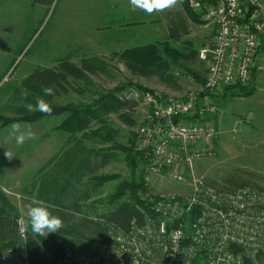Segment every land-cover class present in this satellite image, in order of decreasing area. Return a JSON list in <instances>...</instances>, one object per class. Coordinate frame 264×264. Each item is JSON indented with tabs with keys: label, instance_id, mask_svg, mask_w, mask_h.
<instances>
[{
	"label": "rangeland",
	"instance_id": "374dc122",
	"mask_svg": "<svg viewBox=\"0 0 264 264\" xmlns=\"http://www.w3.org/2000/svg\"><path fill=\"white\" fill-rule=\"evenodd\" d=\"M114 1L52 0L50 4H47L45 0L41 3L35 0H0V115L20 116L16 109L25 108L24 105L31 102L14 99L15 90L22 88L26 91L28 86L25 82L28 78L47 69L61 72L66 63L74 64L81 69L88 80L82 78V75L79 78L72 75L58 77V81L54 80V95L44 96L42 92L39 94L44 96L50 104L65 105L74 101L75 104L92 103L97 107L101 97L109 96L114 89L121 87V90L116 93V96L120 97L124 90L137 85L145 88L144 90L157 93L163 102L171 99H185L192 92L200 93L206 90L207 63L198 55L191 59L179 58L177 61L174 54L165 51L161 54L163 61L169 64L166 69H159L148 63L151 67L137 71L129 67L121 55L126 49L123 47L125 45H112L110 48L105 46L103 41L98 43V37L103 36L108 24L114 26L123 19L113 6ZM112 16L114 19L111 18ZM146 18L151 21L146 20L149 27L156 26L161 30L157 35L147 39L144 45L155 43L160 50L165 47L162 43L167 42L173 47L187 49V52L192 50L199 52V49L212 44L215 35V29L211 26L206 28L205 32L200 31L199 25L206 23L200 18L201 21L192 20L191 29L189 22L186 24L176 10L172 11V9L148 14L144 16V19ZM187 28L190 30L185 35ZM149 29L155 32V29ZM131 47L134 46L131 45ZM85 59L93 60L99 68L87 69ZM255 71V78L250 82L254 87V93L250 96H244L235 87H230L231 91L227 94L224 87L212 95L211 92L205 94L220 108L217 113L211 114L207 119V122L216 125L219 132L212 143V153L196 161L195 173L196 176H203L209 183L220 187L234 188L236 182L240 181L245 182L244 185L264 189V47L256 59ZM192 72L198 74L194 76L195 79ZM131 104H133L131 109L121 108L107 117V123L115 130V143H103L96 139L91 142L90 147L97 152L92 158L95 167L92 165L91 170L88 168L89 171L86 167L87 171L81 176L84 182L91 180V183L97 186L101 183V187L91 188V203L101 202L115 193L124 181L131 183L134 178L139 180L140 172L146 171L143 156L139 154L136 172H134L133 164L128 160L125 149L130 148L138 154L136 149L138 131L146 120L149 106L136 100H132ZM24 110L27 111L26 108ZM127 112L128 120L121 118L120 114ZM65 115L42 118L32 123L12 122L3 125L0 122V159L6 152V148L11 147L18 151L24 149L30 154L28 159L31 165L36 166L42 163L40 158L45 152L41 155V150L43 151L46 143L47 154L51 152L49 150L55 148V145L51 146L48 143H54L57 140L52 130H55L56 126L63 121ZM13 123L30 126L35 133V138L18 146L9 136L10 125ZM2 141L4 142L1 143ZM16 159L22 163L23 157L20 155ZM112 175L114 177L104 178ZM15 178H17L16 175L7 181L13 183ZM2 180L5 179L2 178ZM82 184L84 183L81 182ZM0 189L14 205L22 210L14 218L23 219L26 223V209L34 197L25 194L17 185L7 187L3 181ZM191 190L188 183L181 184L163 177H153L151 183L147 185V191L151 196L169 193L187 195ZM140 196L146 198L144 194ZM131 199L132 194L128 191L121 201L130 202ZM59 208L61 210L63 207ZM53 209L55 207L50 208V210ZM64 214L70 215L69 212ZM138 214L140 213L131 215L127 221L121 220L119 224L128 225L129 221ZM82 218L83 214L80 213L78 216L74 214L72 218L62 219V228H67L68 231L66 230L65 233L59 230L61 235L59 238L66 237L68 240L74 238L78 243L91 241L98 247L103 240V235L95 233L96 228L93 224L89 226L93 228V233H90L91 230L85 227ZM79 231L85 232V236H79ZM76 232H78L77 235ZM52 235L53 233L48 234L46 238L50 239ZM8 241V244L0 248L14 245L20 241V237ZM11 241L14 243L11 244ZM67 245L76 248L70 242H66L65 247ZM260 261L264 264V255L260 257Z\"/></svg>",
	"mask_w": 264,
	"mask_h": 264
},
{
	"label": "built area",
	"instance_id": "2783aa9c",
	"mask_svg": "<svg viewBox=\"0 0 264 264\" xmlns=\"http://www.w3.org/2000/svg\"><path fill=\"white\" fill-rule=\"evenodd\" d=\"M190 6L215 29L212 44L199 53L208 68L206 89L216 93L248 83L264 47V0H190ZM200 93L167 102L137 87L121 93L122 100L149 106L136 148L145 162L146 185L163 177L188 183L192 190L158 196L147 191V206L139 204L140 214L126 226L93 218L105 230L96 253L67 245L60 264H262L264 189L224 188L196 176V161L212 153L219 132L201 118L220 108ZM24 225L18 219L20 241L0 248V264H31L28 231L21 234Z\"/></svg>",
	"mask_w": 264,
	"mask_h": 264
},
{
	"label": "trees",
	"instance_id": "16d2710c",
	"mask_svg": "<svg viewBox=\"0 0 264 264\" xmlns=\"http://www.w3.org/2000/svg\"><path fill=\"white\" fill-rule=\"evenodd\" d=\"M35 1L37 3H41L44 0H35ZM45 1H47V4H50L52 2V0H45ZM181 1L188 15L195 21H201L199 19L200 16L197 13H195V11L191 8L189 0H181ZM162 45H165L164 49L162 50H160V48L157 47L155 43H149L140 46L138 45L131 48L129 47L126 48L121 53V55L123 59L126 61L127 65L131 67L133 70H137V71H139L141 68L151 67V65H148V63L154 65L159 69L162 68L166 69L167 65L169 64H167L166 61L165 62L163 61V57L161 54L165 51L166 53L167 51H170V53L174 54L175 57H177L176 59L177 61L179 58L191 59L198 55L197 50L194 51L192 50L191 52L190 51L187 52V49L183 50L181 48L173 47L167 42L162 43ZM262 49L263 47H261V49L259 50L258 55L260 54ZM84 63L86 65V68L89 70H94L96 68H99V66H97L91 59H85ZM192 73L194 74V76L198 75L195 72ZM255 73L256 71L254 66L252 71V78L248 83L225 86L224 87L226 90L225 94L230 92L232 87H235L238 88L239 93L243 94L244 96L252 95L254 93V87L250 84V82L254 80ZM68 75L77 76V78L81 77L80 75H82V78L88 80L87 75L81 69L76 67L74 64L71 65L69 63H66L65 65H63L61 72H56L54 70L47 69L45 70V72H38V75H35L32 78H28L25 82V84L28 86L27 90L24 91L22 88H18L17 90H15L14 99L15 98L17 100L24 99L25 102L29 101L31 103H35L36 97L40 96L39 94H41V92L43 93V88L45 86H51L54 89L55 88L54 82L58 81V77L64 78L65 76ZM137 87L145 89L140 85H137ZM119 90H121V87L114 89L109 96H105V97L102 96L101 99L99 100V106L97 107H93L89 104H83V103H79V104L67 103L65 105L51 104L53 109L51 115H47L41 112H28L24 110L25 108L19 107L16 110L20 113V116L6 117L0 115V122H2L3 125H7L12 122L32 123L39 121L42 118L58 117L67 114V117L64 118L63 121H61L56 126L55 130L63 129L65 131L72 132L73 134L76 132H82L86 130L84 135L88 136L92 140L96 139L99 142H103V143H110V142L115 143L114 141L115 130L112 129V127L107 123V119H108L107 117L109 116L110 113L117 112L121 108L123 109L126 107L127 109H131V107L133 106V104H131L132 100L131 101L122 100L120 97L116 96V93H118ZM26 92H27V96L24 95ZM205 94H209V91L207 89L200 93L201 96L203 95L206 96ZM128 114L129 113L127 112L120 114V116L121 118L128 120L126 119L129 118ZM197 116H199L198 113L194 117L196 118ZM208 116H210V114L204 116L201 119L203 121H207ZM92 122L93 124H91ZM95 125L97 127L93 130L92 127ZM77 146L79 147L80 145ZM118 147L123 148L119 145ZM125 151L127 153L128 160L130 161L131 164H133L132 167L134 172H136V167H137L136 161L138 162L137 156L139 155V152L138 154L137 153L135 154L130 148H126ZM144 175L145 172L141 171L139 175V180H136V178H134L131 183L129 181L122 182L115 193L104 198L103 200H101V202L99 201V203L105 205L107 203L106 207L109 206V209H106L105 212L98 214L97 217L99 218L104 217L111 221L120 223L121 220L127 221L128 217H131V215L133 214L139 213L138 211L139 204L146 207L147 204L145 200L143 199V197L140 196V194L146 195L147 193V185L145 182ZM112 177L114 176L112 175L104 178L108 179ZM244 184L245 182L244 183L240 181L236 182L234 188L241 187V185L245 186ZM128 191L132 194V199L130 200V202L123 200L121 201V199H123V197ZM80 210L83 211V208H81ZM50 211H52L54 215H58L59 217H61V219L72 218L74 215V213H71L69 210H60L55 208ZM66 211L69 212L70 215L67 216L66 214H64L67 213ZM15 216L16 214L7 215L0 212V242L3 243L5 242V240L9 239L10 237H11L10 239L19 238V232L17 226L18 219H15L14 218ZM82 220H84L85 227L91 230L90 233H93V228H90L91 227L90 225L93 224L94 225L93 227L96 228L94 230L96 231L95 233L99 234L100 236L103 235L102 230L98 229L101 223L99 220L89 219L87 214L83 216ZM87 223L88 226L86 225ZM60 230H62L65 233L68 231L67 228H61ZM77 233L78 232H76V235ZM78 234L79 236L82 237L85 236V232L79 231ZM59 236H61L60 233H53L52 237L50 239H47L44 236L33 234L29 228L28 247H29L31 264H60L66 242H70L77 249L84 251L86 253L88 252L96 253L97 251V247L91 241H81V243H78L74 238L68 240L66 237L59 238ZM104 237H105V230H104ZM12 243H14V241L13 242L11 241V244ZM262 255H264V252L260 253V257Z\"/></svg>",
	"mask_w": 264,
	"mask_h": 264
},
{
	"label": "crops",
	"instance_id": "0c3cea01",
	"mask_svg": "<svg viewBox=\"0 0 264 264\" xmlns=\"http://www.w3.org/2000/svg\"><path fill=\"white\" fill-rule=\"evenodd\" d=\"M114 3L115 5L113 6L123 19L118 21L114 26L108 24L106 27L107 29L102 34L103 36H99L98 39L96 38L98 43H102L103 41V44L110 48L112 45H125L123 46L125 48L130 47L131 45L140 46L144 45L147 39L153 35H157L161 30L156 26L149 27L146 20L149 22L151 21L148 18L144 19V16L148 14L142 10L134 8L130 4V0H115ZM175 10L186 24L189 22L191 28L193 19L188 13H186L181 1L176 7L172 8V11ZM111 18L114 19V16ZM199 26L200 31L203 32L206 31V28H209V25L206 23ZM149 28L155 29V32L150 31ZM189 30V28L186 29L185 35L189 33ZM200 51L201 49H199L198 57ZM193 78L195 79L194 75ZM71 103L75 102L71 101ZM89 105L95 107V104L91 103ZM65 116L67 117V114ZM66 117L63 116V118ZM91 124H93V122ZM96 127L97 126L95 125L92 129L94 130ZM52 132L54 133V136L57 137V140L54 143L50 142L48 144L51 146L55 145V148L49 150L51 152L47 154L46 143L43 146V151L41 150V155L42 152H45L40 158V162H43L36 166L30 164L28 159L30 154L25 152L24 149L18 151L15 148H6V151L8 150L12 154V157L14 156V159H9L5 155L6 152L1 155L0 185L2 181L7 187L17 185L25 194L30 195V197L42 199L47 204L54 205L56 209H60L59 207L61 206L63 207L61 210H69L76 216L80 213L83 214V216L87 214L89 219H93L97 217L98 214L109 209L105 204L99 203V201L91 203V188L93 189L98 186L101 187V183L97 186L93 182L91 183V180H88L87 182L81 180V176L83 173L85 174L88 168L91 170L92 165L95 167L92 158L96 154V151L94 148L90 147L93 140L84 135L86 130L74 134L68 131L65 132L63 129L52 130ZM3 142L4 141L1 143ZM77 145H81V147L79 148ZM20 155L23 157L22 163L16 159ZM89 156L92 157L90 158ZM15 175L17 178H15L13 183L7 181ZM2 178L5 180H2ZM81 182L84 184L81 185ZM9 184L12 185L9 186ZM0 190V212L7 215H14L21 212L22 210L14 205L8 199V196L4 195L2 189ZM80 207L83 208V211L80 210ZM98 229L102 230L104 237V227L101 223ZM9 239L5 240L3 243L0 242V246L6 245V243L8 244Z\"/></svg>",
	"mask_w": 264,
	"mask_h": 264
},
{
	"label": "clouds",
	"instance_id": "9594fccd",
	"mask_svg": "<svg viewBox=\"0 0 264 264\" xmlns=\"http://www.w3.org/2000/svg\"><path fill=\"white\" fill-rule=\"evenodd\" d=\"M180 0H130V4L139 10L151 15L157 12L170 10L177 6ZM44 96L54 95V89L51 86L43 88ZM27 96V92L24 94ZM44 96H37L35 103H26L24 107L28 112H41L47 115L52 114L51 104L44 99ZM9 136L15 140L18 146H22L26 141L35 138V133L30 126L21 123H13L10 125ZM5 155L11 159L12 154L7 150ZM54 205L47 204L44 200L33 198L26 209L27 221L21 229L24 234L30 228L31 232L36 235L46 237L51 233H59L63 227V220L58 215H54L50 208Z\"/></svg>",
	"mask_w": 264,
	"mask_h": 264
}]
</instances>
